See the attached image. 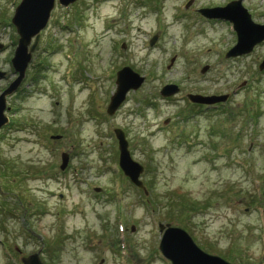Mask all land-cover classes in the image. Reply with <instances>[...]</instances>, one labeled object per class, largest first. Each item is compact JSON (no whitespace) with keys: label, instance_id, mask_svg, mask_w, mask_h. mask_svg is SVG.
Segmentation results:
<instances>
[{"label":"rangeland","instance_id":"rangeland-1","mask_svg":"<svg viewBox=\"0 0 264 264\" xmlns=\"http://www.w3.org/2000/svg\"><path fill=\"white\" fill-rule=\"evenodd\" d=\"M19 1L0 0V92L17 75ZM230 1L55 0L5 98L0 264L30 254L42 264H170L157 223L232 264H264V39L225 57L230 22L197 11ZM239 1L264 24V0ZM123 65L143 80L109 115ZM168 83L177 90L163 97ZM187 94L227 95L210 110ZM113 128L142 166L144 192L117 165Z\"/></svg>","mask_w":264,"mask_h":264},{"label":"water","instance_id":"water-1","mask_svg":"<svg viewBox=\"0 0 264 264\" xmlns=\"http://www.w3.org/2000/svg\"><path fill=\"white\" fill-rule=\"evenodd\" d=\"M75 0H56V2L65 7ZM55 0H20L15 6L10 23L14 26L17 33V42L10 58L13 71L17 73L16 77L0 92V127L7 122V117L3 113L5 107V98L15 89L18 82L24 76V71L30 59V53L38 40L39 32L42 30L49 17V12L54 5ZM198 12L206 18L223 19L232 22L235 31L236 41L224 53L225 57L236 56L247 53L254 44L264 39V24L254 23L250 19L247 10L242 7L239 0L226 3L224 6L199 8ZM155 35L149 40L152 44ZM30 40L32 42L30 43ZM1 46V45H0ZM258 69L264 68V58L258 63ZM3 72H0V76ZM143 77L131 70L128 66H122L115 72V89L109 97L106 105V113L112 114L118 105L123 101L126 92L129 89L137 88L142 82ZM177 90L174 84H164L159 94L163 97L169 96ZM187 97L193 102L214 103L226 98V95L220 96H200L188 94ZM113 134L117 141V165L124 176L135 187L144 192V186L139 179L142 166L133 161L129 155L127 141L120 128H113ZM62 169L66 162V154L60 155ZM161 236L158 242V250L163 257L169 260L170 264H232L218 255L207 253L201 250L191 239V237L181 228L171 226L169 223L157 224ZM21 264H42L37 254H30L20 259Z\"/></svg>","mask_w":264,"mask_h":264},{"label":"flooded vegetation","instance_id":"flooded-vegetation-1","mask_svg":"<svg viewBox=\"0 0 264 264\" xmlns=\"http://www.w3.org/2000/svg\"><path fill=\"white\" fill-rule=\"evenodd\" d=\"M219 105H221V103L219 104V103H216V104H213V105H208V106H204L203 105V107L205 108V109H210V110H213V109H215V108H217ZM202 107V108H203ZM201 107H198L197 109H200Z\"/></svg>","mask_w":264,"mask_h":264}]
</instances>
